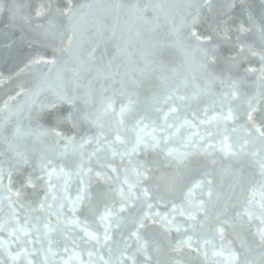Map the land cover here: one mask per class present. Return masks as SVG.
<instances>
[{"label":"snow or ice","instance_id":"obj_1","mask_svg":"<svg viewBox=\"0 0 264 264\" xmlns=\"http://www.w3.org/2000/svg\"><path fill=\"white\" fill-rule=\"evenodd\" d=\"M0 19L46 49L0 106V264H264V0H0Z\"/></svg>","mask_w":264,"mask_h":264},{"label":"water","instance_id":"obj_2","mask_svg":"<svg viewBox=\"0 0 264 264\" xmlns=\"http://www.w3.org/2000/svg\"><path fill=\"white\" fill-rule=\"evenodd\" d=\"M21 2H26V0H21ZM175 2H179V0H175ZM217 2H220V0H217ZM253 3L257 6H259L260 0H253ZM215 13L209 14L207 11L204 13L205 17V23L201 26V31L205 30L207 28V23L210 21L212 17H214ZM163 23V22H162ZM166 30V27L165 29ZM5 27H4V21L3 19H0V106L3 105V102L8 99L9 96H14L16 94V91L19 90V87L21 84L30 83L33 79V74L29 73L28 71H25L23 73H20V69L24 67L25 63L29 59L30 56L35 55L36 53H43L46 51V49H43L40 47L38 43L33 41L31 44L29 43V38L21 39V36L24 35V33L19 32V30H16V34L14 36H6L5 35ZM159 38V37H158ZM248 41H252L255 39L253 36H246L244 37ZM112 45H109V48H111ZM85 50L87 51V46H85ZM165 59H167V54L165 55ZM119 63V61H118ZM253 65L255 66V61H253ZM142 67L143 65H139ZM170 67L173 65H169ZM176 67H179V61H176L175 65ZM181 71H185L184 69H181ZM17 73H20L17 75ZM164 75H171V73H165ZM248 84L243 86V89L248 92H253L255 89V78L253 76H249L248 78ZM148 81H145L141 84L140 92H139V100H140V106L141 108L146 106V102L150 96V92L147 91ZM152 84H156V81H151ZM18 100H21L22 98L18 97ZM119 101V97H118ZM15 103V102H12ZM257 117L259 116V113L255 114ZM189 119H191V116L189 114ZM47 122L50 124L53 122L52 116L46 117ZM195 122V121H193ZM243 123V121H241ZM47 126V124H46ZM183 131V130H182ZM45 143H51L49 139H45ZM179 147V145H177ZM201 159H203L201 157ZM174 171L173 168L165 167L161 169L162 173H172ZM181 175H183V170L181 169ZM251 171V170H249ZM194 179V178H192ZM215 181V190L220 194L221 196V205L224 203H229L230 205L238 204L239 200L238 197L240 195L239 191L237 190L235 194L230 192V186L233 184V176L228 173L221 172L219 168H217L214 177ZM103 182H98L94 175L92 178V189H95L99 187ZM188 183V178H184L181 181V186L183 184ZM16 186L18 187L19 184L17 183ZM75 184L72 185L70 189V195L73 196V198L76 195L75 191ZM27 198L29 200H35V195L33 193V190L29 189L27 190ZM118 200V197H117ZM119 205L117 204V207ZM103 209L101 208V211ZM160 211H164L163 208L159 209ZM232 209L230 208V211ZM70 215V213L68 214ZM125 215H127L125 213ZM54 219V218H53ZM192 223V222H188ZM258 223V222H257ZM130 227V225H129ZM78 231V230H77ZM125 232H127V229H124ZM100 232H103V229H100ZM120 229H113V238L117 241L120 240ZM146 238L149 240H156L158 242H161L162 246L166 249V242L163 240V237L160 236L158 233L149 231L146 233ZM178 238V234L173 232L170 234L171 240H176ZM253 237H249V239H252ZM226 242L232 241V247L239 251V245L237 242H235L234 237L232 235L231 229H229L226 233L225 237ZM217 244L220 243L219 239H217ZM71 247V246H70ZM60 254L67 259L68 255L70 253H63L62 248L60 249ZM166 255V253H165ZM83 259H87L86 253H83L82 255ZM186 258H187V250H186ZM222 257H212L211 252H209V259L208 261H204L203 256H197L195 252L191 253V260L190 264H219L220 261H222ZM70 264H79L78 260H73L70 262ZM226 264V262H224Z\"/></svg>","mask_w":264,"mask_h":264}]
</instances>
